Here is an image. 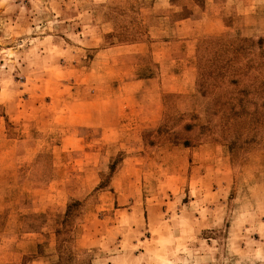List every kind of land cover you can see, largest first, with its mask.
<instances>
[{"label": "rangeland", "instance_id": "374dc122", "mask_svg": "<svg viewBox=\"0 0 264 264\" xmlns=\"http://www.w3.org/2000/svg\"><path fill=\"white\" fill-rule=\"evenodd\" d=\"M0 264H264V0H0Z\"/></svg>", "mask_w": 264, "mask_h": 264}]
</instances>
